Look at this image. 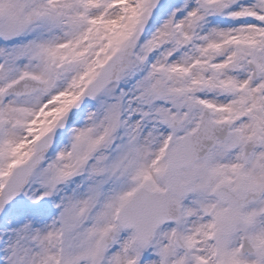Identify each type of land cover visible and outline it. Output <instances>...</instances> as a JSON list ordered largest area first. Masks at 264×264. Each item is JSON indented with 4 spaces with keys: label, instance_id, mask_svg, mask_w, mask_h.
I'll return each mask as SVG.
<instances>
[{
    "label": "snow or ice",
    "instance_id": "6c2138e0",
    "mask_svg": "<svg viewBox=\"0 0 264 264\" xmlns=\"http://www.w3.org/2000/svg\"><path fill=\"white\" fill-rule=\"evenodd\" d=\"M0 264H264V0H0Z\"/></svg>",
    "mask_w": 264,
    "mask_h": 264
}]
</instances>
